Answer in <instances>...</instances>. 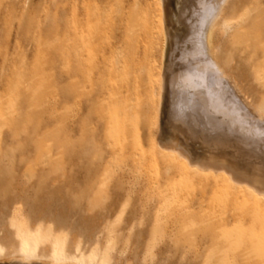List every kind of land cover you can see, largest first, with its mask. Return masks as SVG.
<instances>
[{
    "label": "rangeland",
    "instance_id": "obj_1",
    "mask_svg": "<svg viewBox=\"0 0 264 264\" xmlns=\"http://www.w3.org/2000/svg\"><path fill=\"white\" fill-rule=\"evenodd\" d=\"M228 1L220 66L264 109V0ZM160 14L154 0H0V244L18 241L17 217L29 236L51 229L71 254L112 264H228L244 241L264 258L260 204L160 148L187 130L172 83L194 86L180 49L160 73ZM212 239L229 246L205 252Z\"/></svg>",
    "mask_w": 264,
    "mask_h": 264
},
{
    "label": "bare ground",
    "instance_id": "obj_2",
    "mask_svg": "<svg viewBox=\"0 0 264 264\" xmlns=\"http://www.w3.org/2000/svg\"><path fill=\"white\" fill-rule=\"evenodd\" d=\"M227 2L229 1L154 0V3L159 5L161 12L157 20L161 28L160 33L157 34H161V75L162 73L165 74V71L172 70L167 62L170 52L180 49L184 62V65H181L180 72L183 73L181 74L184 77L188 75L194 77L192 90L186 85L182 86L180 81L175 84L172 83V99L177 97L179 89L180 97L183 93L186 97L180 111L181 119L187 125V130H180V133L175 132L170 138H160V148L163 150L162 152L166 153L168 151L171 153V157H168V153L165 155H167V160L173 158V163L175 161L177 163L180 157L179 161L183 166L181 167L184 168H181L182 171L186 170L185 172L190 171L199 175H203L202 172L207 173V171L224 174L223 181L225 182L226 177V184L230 185V189L233 185V188L237 187V191H233L238 192V187H241L243 195L239 191L236 198L241 196L240 199L242 198L243 201L251 204L250 206H255V202H258L264 210V109L241 87L236 77L223 70L221 67L223 64L220 66L221 41L222 38H226L225 35L229 33L231 27V24L225 18ZM147 7L149 5L146 2L142 12L146 17L145 24L148 23L147 14L149 9ZM143 16L141 14V20L139 21L142 22ZM157 22L156 20L152 21L154 27H156ZM143 23L144 21L142 25ZM145 24L144 27H146L149 35L150 29L148 28L150 25L145 26ZM152 30L153 40H157L155 28H152ZM217 35L222 38L216 39ZM228 37L230 38V35ZM226 39L228 40V38ZM225 44L227 43L225 42ZM135 58L138 60L137 57ZM181 61L176 65L179 66ZM174 73L177 72L174 71ZM175 74L172 73V75ZM151 75L154 76L153 65ZM179 79L181 78L179 77ZM161 92L163 93V90ZM153 97L152 99H154ZM168 98L170 100L171 97L168 96ZM165 103L166 99L163 96L159 106L161 105V108H163ZM160 112L162 113V111ZM240 125H244L246 128V132H243V134L238 133L241 129ZM172 153L178 155L177 160ZM165 155H163L164 158ZM218 181L219 179L217 183ZM241 201H239L240 203L237 201V203L242 204ZM256 208L254 207V210ZM262 213L264 212H261V215H263ZM12 227L15 228V236L18 241L0 244V263L112 264L106 253L71 254L66 251L65 243L54 237L51 229L45 231L37 229L33 235L29 236L27 229L17 223V217L12 221ZM107 230L110 231V227H107ZM250 242L244 241L241 250H235L234 248L235 251L228 258V264H264L263 257L249 254L248 251L252 250L250 249ZM211 243L212 246L204 247L205 252L219 249L222 251L221 248L229 246L224 239L219 241L212 239ZM108 250L109 247L106 251ZM252 252L255 253V250H252ZM239 255H242L240 262L237 260Z\"/></svg>",
    "mask_w": 264,
    "mask_h": 264
}]
</instances>
